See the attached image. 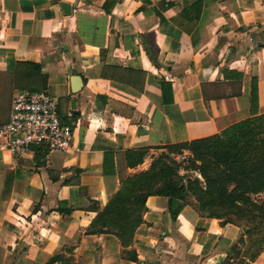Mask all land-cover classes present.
<instances>
[{
  "label": "crops",
  "instance_id": "0c3cea01",
  "mask_svg": "<svg viewBox=\"0 0 264 264\" xmlns=\"http://www.w3.org/2000/svg\"><path fill=\"white\" fill-rule=\"evenodd\" d=\"M19 92L57 99L73 140L67 153L14 157L0 138V264H264V244L200 208L191 184L175 222L169 199L150 196L128 244L91 232L122 179L190 156L168 147L264 115V0H0V127Z\"/></svg>",
  "mask_w": 264,
  "mask_h": 264
},
{
  "label": "trees",
  "instance_id": "16d2710c",
  "mask_svg": "<svg viewBox=\"0 0 264 264\" xmlns=\"http://www.w3.org/2000/svg\"><path fill=\"white\" fill-rule=\"evenodd\" d=\"M23 65L34 67L31 64ZM34 69L39 70L36 66ZM164 87L169 85L164 84ZM257 106V80L253 79L251 113L254 117L257 115ZM167 149L173 155H180L183 151L190 153L189 171L205 180L207 190L201 191L189 175L179 177V165L163 156L149 171L122 179L119 193L98 216L91 232L112 234L123 245L128 244L142 221L146 200L150 196L169 199V210L175 222L183 206L178 205L177 201L185 199L191 184L192 190L205 199V204L210 203L202 204L200 208L217 207L229 218L235 217L242 221L251 235L253 226L248 224L255 223L257 218L261 219L255 217L257 215L252 209L264 210V203L258 205L252 201L253 196L264 193V115L245 121L224 137H212ZM144 156L143 151L129 153L128 161L136 166ZM211 194L217 198L210 199ZM95 227L99 228L98 231Z\"/></svg>",
  "mask_w": 264,
  "mask_h": 264
},
{
  "label": "built area",
  "instance_id": "2783aa9c",
  "mask_svg": "<svg viewBox=\"0 0 264 264\" xmlns=\"http://www.w3.org/2000/svg\"><path fill=\"white\" fill-rule=\"evenodd\" d=\"M1 147L14 157L23 156L31 147L46 146L67 153L72 148L73 131L58 115V100L45 92H19L13 99L9 122L0 127ZM180 169L188 173L190 156L179 158ZM254 204L264 203V193L253 196ZM234 264V263H230Z\"/></svg>",
  "mask_w": 264,
  "mask_h": 264
},
{
  "label": "rangeland",
  "instance_id": "374dc122",
  "mask_svg": "<svg viewBox=\"0 0 264 264\" xmlns=\"http://www.w3.org/2000/svg\"><path fill=\"white\" fill-rule=\"evenodd\" d=\"M212 197L217 198L213 196L212 194L209 195V198L211 199ZM213 209H218L217 207H214ZM257 216L255 217H260L261 219L257 218L258 220L253 223L251 222L248 224L249 226H253V231H251V235H249L248 241H252V245H254L255 249L258 250L261 248V244H264V210H258V209H252ZM261 243V244H260Z\"/></svg>",
  "mask_w": 264,
  "mask_h": 264
},
{
  "label": "water",
  "instance_id": "95a60500",
  "mask_svg": "<svg viewBox=\"0 0 264 264\" xmlns=\"http://www.w3.org/2000/svg\"><path fill=\"white\" fill-rule=\"evenodd\" d=\"M61 9H62V12L64 15L66 16H70L71 15V12H72V8L69 4H66V3H61ZM72 81L74 83H78V87H80V82L82 83L81 79L79 77H73L72 78ZM77 87V88H78ZM80 91V89H77L75 91H73L74 94L78 93ZM72 105L74 106L75 105V101H72ZM244 231H246V229L244 228Z\"/></svg>",
  "mask_w": 264,
  "mask_h": 264
}]
</instances>
